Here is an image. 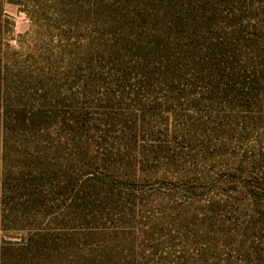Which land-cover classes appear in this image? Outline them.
<instances>
[{
	"label": "rangeland",
	"instance_id": "obj_1",
	"mask_svg": "<svg viewBox=\"0 0 264 264\" xmlns=\"http://www.w3.org/2000/svg\"><path fill=\"white\" fill-rule=\"evenodd\" d=\"M0 264H264V0H0Z\"/></svg>",
	"mask_w": 264,
	"mask_h": 264
},
{
	"label": "trees",
	"instance_id": "obj_2",
	"mask_svg": "<svg viewBox=\"0 0 264 264\" xmlns=\"http://www.w3.org/2000/svg\"><path fill=\"white\" fill-rule=\"evenodd\" d=\"M255 45H256V43H255Z\"/></svg>",
	"mask_w": 264,
	"mask_h": 264
}]
</instances>
